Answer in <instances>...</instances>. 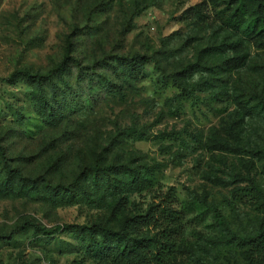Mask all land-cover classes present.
<instances>
[{"label":"rangeland","instance_id":"obj_1","mask_svg":"<svg viewBox=\"0 0 264 264\" xmlns=\"http://www.w3.org/2000/svg\"><path fill=\"white\" fill-rule=\"evenodd\" d=\"M220 11L229 14L213 0H0V152L21 173L54 185L70 183L98 156L132 167L156 164L158 184L180 204L193 196L214 206L232 232H254L264 214L243 189L255 182L264 193V116L238 103L264 102V44L234 46L242 37L222 23ZM135 53L149 63L119 93L108 95L96 76L89 91L86 80L76 83L79 68L93 64L116 80L100 61ZM239 54L244 65L224 64ZM64 56L76 113L56 123L18 74H45ZM184 70L191 71L185 90L171 77ZM151 201L145 192L132 194L127 213ZM111 203L60 202L47 191L10 194L0 183V264H109L84 250L79 230L116 229L121 218ZM183 226L165 264H244V248L210 214L202 221L188 215Z\"/></svg>","mask_w":264,"mask_h":264},{"label":"trees","instance_id":"obj_2","mask_svg":"<svg viewBox=\"0 0 264 264\" xmlns=\"http://www.w3.org/2000/svg\"><path fill=\"white\" fill-rule=\"evenodd\" d=\"M213 1L223 2L229 9L227 16H222L220 11V19L224 25L241 35L242 39L235 42L234 46L241 47L247 41L264 44V0ZM196 11L199 13V10ZM221 47H223L222 43L216 46L215 49L218 51L216 53L219 54L222 51ZM223 61L225 65L241 67L245 64V56L239 54L225 58ZM100 62L104 66H110L116 80L104 79L105 73H98L96 70L98 65L93 64L79 68L76 83L83 84L78 82L86 80V89L89 91L96 76L104 83L107 94L112 95L119 93L123 87L131 85L140 78L145 65L149 63V57L135 53L131 56L116 55L111 59L104 58ZM154 62L161 70L159 61ZM71 66L67 56H64L57 68L45 74H33L27 70L18 74L34 85V95L42 104V111L46 113L48 121L56 123L71 121V114L76 113V110L70 107L76 90L66 82L65 78ZM190 75L191 71L184 70L172 73L171 77L174 83L185 90L187 86L185 78H189ZM56 78L59 79V84L55 82ZM62 85L63 87H59ZM46 86H50V94L46 92ZM238 105L249 114L264 116V102L252 108L248 103L239 102ZM214 144L220 148L230 147L226 141L214 140ZM261 151L264 157V149ZM0 163L3 171L0 183L6 193L47 191L60 202L82 200L90 203H105L108 200L111 201L112 212L121 218L116 229L94 224L83 226L79 230L84 250L90 255L105 259L109 264H165L184 233L183 223L186 216L191 215L196 220L202 221L208 214L219 229L231 234L234 242L244 248V264H264V216L259 218L254 232L245 235L234 233L220 212L211 204L203 207L205 202L193 196L187 202L180 204L171 188L162 190V186L158 184L156 164L143 162L137 167H132L127 164H117L115 161L107 162L98 156L93 163L78 172L70 183L54 185L45 176H26L17 168H13L2 151ZM243 190H246L244 195L254 197L264 214V193L261 186L251 182ZM142 192L151 195L150 204L139 213H127L129 197ZM38 230L46 234L51 233L44 228Z\"/></svg>","mask_w":264,"mask_h":264}]
</instances>
